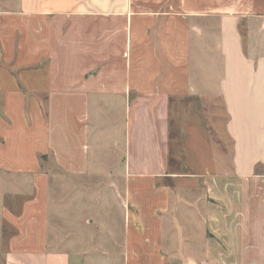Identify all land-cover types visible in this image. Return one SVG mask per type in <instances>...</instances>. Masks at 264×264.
<instances>
[{
  "label": "crops",
  "instance_id": "obj_1",
  "mask_svg": "<svg viewBox=\"0 0 264 264\" xmlns=\"http://www.w3.org/2000/svg\"><path fill=\"white\" fill-rule=\"evenodd\" d=\"M214 32L231 168L174 172L172 104L195 93L194 43L204 53ZM251 32L264 0H0V264H264V41ZM112 167L123 238L80 251L52 225L54 175L116 184Z\"/></svg>",
  "mask_w": 264,
  "mask_h": 264
},
{
  "label": "rangeland",
  "instance_id": "obj_2",
  "mask_svg": "<svg viewBox=\"0 0 264 264\" xmlns=\"http://www.w3.org/2000/svg\"><path fill=\"white\" fill-rule=\"evenodd\" d=\"M253 40L262 44L264 33L251 32L248 42ZM204 42V53L199 50L200 45L197 42L194 43L193 48L195 93L189 98L177 99L172 104L170 165L174 172L204 174V172L216 173L231 168L232 146L225 134L226 113L218 94V82L222 74L218 34L214 32ZM108 154L112 155L108 159L114 166L120 165L124 158V153L120 151H111ZM107 170L114 171L116 184L109 183L111 179L109 176L102 181L90 176L93 181L83 183L86 181H78L56 173L54 175L56 181L52 186L57 189L61 197L56 210L61 215L53 214L56 212H54L55 205H52V225L59 224L60 236L71 237L73 244L80 235L78 239L80 241H77V244L81 245L80 251L86 248L93 251L95 250L93 246H98L101 241L107 239L110 246L108 250L116 251V244L123 238L121 229L125 224L123 200L125 183L121 181L118 167ZM195 180L198 181L197 178ZM175 186L180 185L175 184ZM187 186H193L199 194L203 192L201 180L197 184ZM187 186L182 185V187ZM54 215L57 220L54 219ZM183 219V217L178 219L182 227L185 226ZM104 226L108 231L101 228Z\"/></svg>",
  "mask_w": 264,
  "mask_h": 264
}]
</instances>
